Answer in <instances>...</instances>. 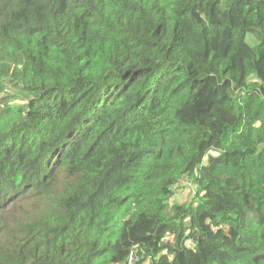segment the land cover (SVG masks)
Segmentation results:
<instances>
[{"label": "trees", "instance_id": "16d2710c", "mask_svg": "<svg viewBox=\"0 0 264 264\" xmlns=\"http://www.w3.org/2000/svg\"><path fill=\"white\" fill-rule=\"evenodd\" d=\"M0 264H264V0H0Z\"/></svg>", "mask_w": 264, "mask_h": 264}, {"label": "rangeland", "instance_id": "374dc122", "mask_svg": "<svg viewBox=\"0 0 264 264\" xmlns=\"http://www.w3.org/2000/svg\"><path fill=\"white\" fill-rule=\"evenodd\" d=\"M253 36H247V42L253 46L254 43H255V40L252 38ZM192 195L193 193L187 189L183 190L181 192V194L179 196L176 197V200L177 201H180V202H187L189 201L190 199H192ZM175 200H173L172 202H174Z\"/></svg>", "mask_w": 264, "mask_h": 264}, {"label": "built area", "instance_id": "2783aa9c", "mask_svg": "<svg viewBox=\"0 0 264 264\" xmlns=\"http://www.w3.org/2000/svg\"><path fill=\"white\" fill-rule=\"evenodd\" d=\"M185 185H186L187 187H189V183L185 182ZM170 238H171V237H168V236H167L166 240H168V239H170ZM128 261H129V263H134V262L137 261V257H135V256H133V255H130Z\"/></svg>", "mask_w": 264, "mask_h": 264}]
</instances>
